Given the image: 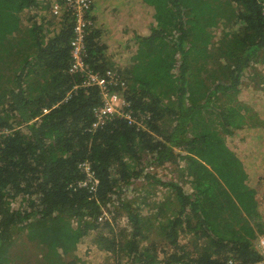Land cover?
Instances as JSON below:
<instances>
[{
  "label": "trees",
  "instance_id": "trees-1",
  "mask_svg": "<svg viewBox=\"0 0 264 264\" xmlns=\"http://www.w3.org/2000/svg\"><path fill=\"white\" fill-rule=\"evenodd\" d=\"M106 1L86 15L85 63L114 73L108 88L128 102L131 121L113 115L92 128L101 95L70 71L75 18L65 0H0V264H25L26 245L33 264H89L77 251L89 236L84 255L106 253L100 264L262 261L264 220L250 182L263 169L264 116L240 100L244 84L260 83L261 6L120 0L132 22L143 7L152 12L129 32L101 18ZM166 163L181 179L165 183L171 203L152 205L148 191L127 198L140 177L159 181L151 169ZM147 205L166 211L142 215Z\"/></svg>",
  "mask_w": 264,
  "mask_h": 264
},
{
  "label": "rangeland",
  "instance_id": "rangeland-1",
  "mask_svg": "<svg viewBox=\"0 0 264 264\" xmlns=\"http://www.w3.org/2000/svg\"><path fill=\"white\" fill-rule=\"evenodd\" d=\"M131 3L133 4L132 5V7H133L135 5V0H132ZM127 4H129V3L127 2ZM127 6L129 7V5H127ZM126 8H127L126 5L121 3L120 0H107L106 1V8H104L102 10L104 12L102 13V11H100L98 13H102L101 18L103 20H105V22H106V19H109L108 18V16H109L112 19V21H114L115 23H117V22H120L121 24L128 23L127 26H120V27L122 29H127L129 32L139 31V29L141 27L140 25H142L143 22L145 23L147 17H150L151 13H152L149 10L150 14H147L145 7H143V16H140V15L133 16L132 15L133 19H134V22H132L131 18L128 19L122 14V11H124ZM33 14L34 15L37 14L36 19L41 18L40 13L33 12ZM214 32L216 35L215 39H217V37L220 34V30L216 29V30H214ZM123 36H126V34H123ZM255 76H256L257 82H260V83L258 85H256L255 83H253V81H250L248 84H244L245 85L244 90L247 93H245L244 96H241L240 100L245 102L246 104H248L250 106H254L258 110H260L261 116H264V68H263V70H259V74H256ZM0 101H1V99H0ZM230 144H232V143H230ZM236 149L239 150L238 146ZM262 164H263V169L261 170L260 175H264V160H263ZM177 169H178L177 165H172L170 163H166L162 167L152 168L151 169L152 172L150 174H152L154 176L155 180L159 179V181H161L162 183L159 181H153L152 179L146 180L145 178L140 177L138 180L140 182L137 181L138 183L135 182L131 186L126 188L125 195L127 196V198L128 197L131 198L135 195L143 196V195H145L146 191H148L149 195L150 196L152 195L149 198L152 200V205L155 202L162 203V200H164L163 197H165V196H167L169 199H171V201H170V203H171L174 200V197L169 192V189L165 185V183H168L170 179H172L174 181H178V183L181 182L180 175L177 172ZM141 183H142V188L139 189V186ZM250 184H252L253 187L255 186L257 199L262 204L263 203V196L262 195L264 193V177H262V179H257V178L255 180L253 179L250 182ZM259 197H261L262 199H260ZM165 208H166L165 205H162V208L155 205L152 207L151 210H149V206L147 205L146 207H143L140 211H141L142 215L150 214L149 211H154L152 214L159 211L160 214L162 215L166 211ZM91 238H92V236L91 237L89 236L86 238V240L83 243L79 244V246L77 248L78 255H80L81 257L85 256L86 258L84 260L89 264H100V263H102L101 261L105 262L106 253H104V252H100V251L96 250V252H92L91 254L88 253V254L84 255V251H86V249H85L86 242H90L92 240ZM20 246H24V244L21 242V240H18L17 243L15 244L14 248H18ZM26 247H27V251L30 254V256H28L25 264H33L34 261L36 262V260H37L36 256L33 254V249L30 248L29 245H26ZM12 251L14 253L18 254L16 249H12ZM30 257H32L31 260H29Z\"/></svg>",
  "mask_w": 264,
  "mask_h": 264
},
{
  "label": "built area",
  "instance_id": "built-area-1",
  "mask_svg": "<svg viewBox=\"0 0 264 264\" xmlns=\"http://www.w3.org/2000/svg\"><path fill=\"white\" fill-rule=\"evenodd\" d=\"M94 0H65L64 6L67 11H70L75 18V24L73 26L74 37L70 42L71 46V67L70 71L79 72L85 75L83 86L97 85L99 87L101 95V105L94 109V121L92 128H97L103 125L113 115L124 117L131 121L130 114L126 110L128 102L122 97V95L116 91H110L108 88L111 84L115 83V75L111 71H106L105 75H100L90 71L85 63L86 46L85 36L87 34V28L92 25L93 21L86 15L92 8ZM262 8L264 14V0H256ZM60 9L58 4L53 6V12L57 13ZM45 112L47 110H44ZM4 128L0 127V134L4 132ZM88 170V168H87ZM91 178V173L88 174L86 182ZM87 184V183H86ZM95 190V187H91ZM257 248L263 260L254 264H264V232L258 236ZM177 264H199L196 262H181ZM223 264H244L239 260L228 257Z\"/></svg>",
  "mask_w": 264,
  "mask_h": 264
},
{
  "label": "crops",
  "instance_id": "crops-1",
  "mask_svg": "<svg viewBox=\"0 0 264 264\" xmlns=\"http://www.w3.org/2000/svg\"><path fill=\"white\" fill-rule=\"evenodd\" d=\"M141 26V25H140ZM116 38H119V35H117L116 34ZM111 51L112 50H117V49H115V48H111L110 49ZM124 53H126V52H124ZM263 68H264V66H263ZM263 68L259 65V69H261V70H263ZM260 177H264V175H259L258 177H257V179H260ZM263 203L261 204L260 202H259V209H260V212H261V214H262V218H263V220H264V193H263ZM260 199H262L261 197H259Z\"/></svg>",
  "mask_w": 264,
  "mask_h": 264
},
{
  "label": "clouds",
  "instance_id": "clouds-1",
  "mask_svg": "<svg viewBox=\"0 0 264 264\" xmlns=\"http://www.w3.org/2000/svg\"><path fill=\"white\" fill-rule=\"evenodd\" d=\"M257 240H258V238H257ZM257 240H256V242H255V246H256V248H257ZM258 249V248H257Z\"/></svg>",
  "mask_w": 264,
  "mask_h": 264
}]
</instances>
